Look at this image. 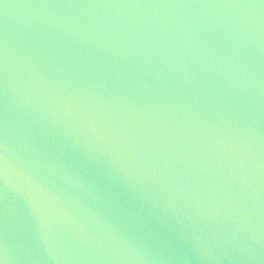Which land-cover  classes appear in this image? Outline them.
<instances>
[{
	"label": "water",
	"instance_id": "water-1",
	"mask_svg": "<svg viewBox=\"0 0 264 264\" xmlns=\"http://www.w3.org/2000/svg\"><path fill=\"white\" fill-rule=\"evenodd\" d=\"M105 2L229 0H0V264H264V12H137L207 21L147 56L102 39L84 22L95 13L41 7ZM160 112L212 154L191 188L123 131ZM237 135L256 155L251 172L231 154Z\"/></svg>",
	"mask_w": 264,
	"mask_h": 264
},
{
	"label": "snow or ice",
	"instance_id": "snow-or-ice-1",
	"mask_svg": "<svg viewBox=\"0 0 264 264\" xmlns=\"http://www.w3.org/2000/svg\"><path fill=\"white\" fill-rule=\"evenodd\" d=\"M42 8L60 10H81L83 12L95 13L90 19L84 22L90 24L96 32L101 34V38L107 43L119 41L128 48L138 49L147 56H158L161 53L171 51L170 41L182 37L196 28L207 25V21L198 17H191L183 21H176L171 18L160 19L158 15H136L137 12L154 13L155 10L162 9H251L259 8L264 12V0H257L255 3L244 2V0H229L221 4H140V3H87V4H46ZM129 15H124V12ZM264 24V20H262ZM179 46L177 45V49ZM80 68L72 70L71 78L66 82L64 89L72 100H77L78 84L80 79ZM0 75L3 77L5 97L9 93V60L7 50L3 59ZM113 92L117 91L119 85L109 86ZM70 89V90H69ZM264 89V85H262ZM126 136L132 140L144 143L145 147L150 146L154 150V155L159 158L164 170L174 169L182 172L188 179L187 187L191 188L200 183L212 156L203 145L193 142L191 136L185 129L171 122L170 118L163 112L158 113L156 123L149 125H130L123 129ZM251 144L249 138H242L237 135L230 147L231 154L238 161L248 163L249 171L256 168V155L250 151ZM259 168L261 183L264 185V133L261 134L259 148ZM7 164V158H5ZM30 184L33 193L44 191L42 185L35 180L26 181ZM215 190V189H214ZM27 195V193H23ZM7 211V207L5 208Z\"/></svg>",
	"mask_w": 264,
	"mask_h": 264
}]
</instances>
